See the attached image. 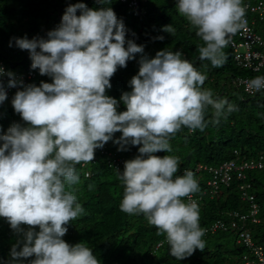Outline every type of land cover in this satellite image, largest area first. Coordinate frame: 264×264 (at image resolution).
<instances>
[{
	"label": "clouds",
	"instance_id": "obj_1",
	"mask_svg": "<svg viewBox=\"0 0 264 264\" xmlns=\"http://www.w3.org/2000/svg\"><path fill=\"white\" fill-rule=\"evenodd\" d=\"M246 1L250 0H177L179 14L203 41L198 48L200 60L217 68L224 65L227 55L223 49L230 37L246 28ZM140 2L138 15L127 7L133 17L146 15V0ZM256 18L264 19L252 16L254 24ZM57 21L59 26L49 31L46 39H15L16 47L29 52L31 71L14 75L0 60V79L5 86L0 85V102H12L27 125L14 123L0 135V218L22 236L11 249L12 259L32 257L30 264H100L86 243L69 245L62 239L68 231L66 225L84 213L70 188L79 183V175L92 176L90 167L98 153L106 155L108 169L119 172L124 184L121 211L143 214L157 234L166 237L169 254L177 260L203 250L202 237L223 231L205 232L220 219L208 226L199 225L201 196L195 194L199 186L194 173H205L196 169L209 165L199 164L194 173L185 170L182 176H176L179 158L155 153L171 152L170 139L182 127L202 131L207 126L208 106L219 117L226 106L231 111L233 105L225 98L214 99L213 92L202 87L206 74L183 59L181 51L167 49L158 51L155 58L141 56L138 74L129 82L131 91L122 93L118 102L105 94L111 88L110 79L135 54H143L144 46L126 41L127 29L110 7L91 9L76 3L58 15ZM164 31L175 33L171 25ZM33 69L52 82L19 90L26 80L34 79ZM255 76L244 82L253 93L264 89V75ZM118 103L126 110L118 112ZM117 132L122 134L113 141L120 146L118 150H127L129 144L139 146L134 159L126 161L125 157L106 153V143ZM245 183L250 185V193L251 184L246 179ZM247 206L246 213L233 212L247 214ZM258 216L262 218L260 209ZM230 222L231 218L225 225ZM248 223L252 222L248 220L244 228L252 243L262 248L255 244ZM37 228L39 231H35ZM226 231H235L236 244L245 250L241 257L244 264L243 256H251L250 251L239 241L237 230Z\"/></svg>",
	"mask_w": 264,
	"mask_h": 264
},
{
	"label": "trees",
	"instance_id": "obj_2",
	"mask_svg": "<svg viewBox=\"0 0 264 264\" xmlns=\"http://www.w3.org/2000/svg\"><path fill=\"white\" fill-rule=\"evenodd\" d=\"M76 3H84L91 9L110 7L127 29L126 41L132 40L138 46H144L143 54H135L126 67L118 68L111 77V88L105 93L107 96L119 102L122 93L131 91L129 82L138 74L141 56L155 58L158 51L167 49L181 51L183 59L191 61L198 71L206 74L202 87L210 89L214 99L225 98L233 105V110L228 111L226 106L219 117L208 106L205 111L207 126L202 131L182 127L170 139L171 152L155 153L161 157L174 155L179 158L176 176H182L185 170L194 173V168L199 164L218 166L229 160L252 159L259 153L264 155V92L249 96L234 83L236 78L254 77L255 74L236 66L229 44L223 49L227 60L222 67H213L209 61L200 60L198 48L203 46V41L179 14L177 0H146V15L142 18L133 17L132 12L116 0H102L99 3L89 0H0V60L7 70L14 75L26 74L30 70V54L16 47L15 39H46L47 33L59 26L58 15H63L68 6ZM168 25L175 29L174 34L164 31ZM253 29L264 36V19L256 18ZM32 71L34 79L26 80L19 90L30 84L38 87L41 82H52L49 76H41L38 69ZM240 74H244V77H240ZM262 74L264 70L259 75ZM0 85L5 88L1 79ZM6 101L0 102V135H4L14 123L27 126L13 108L4 107ZM118 105V112L126 110L122 103ZM121 135L119 132L113 134V139L106 143V153L125 157L126 161L134 159L139 154V146L129 144L127 150H118L120 146L113 143ZM96 155L90 167L92 176L83 178L79 175V183L70 188L84 213L66 225L68 231L62 237L66 243H86L100 264H243L241 257L245 250L236 244L235 231H218L202 237L205 244L203 250L197 249L183 260L172 257L166 237L158 235L157 229L147 222L143 214L129 215L120 210L124 184L119 172L108 169L106 155ZM75 167L78 173V166ZM194 176L199 186L195 194L201 196L198 200L200 226H208L218 219L226 223L230 220L227 213L248 211V204L240 199L239 182L235 179L228 187L221 186L220 193L211 197L206 187L210 175L205 172L194 173ZM246 181L251 184L250 193L262 216L264 171L247 173ZM246 226L255 244L264 249V220ZM21 228L28 230L25 225H21ZM20 239L22 236L4 218H0V264H30L32 257L13 260L10 255L12 247ZM159 242L162 244L158 247Z\"/></svg>",
	"mask_w": 264,
	"mask_h": 264
},
{
	"label": "built area",
	"instance_id": "obj_3",
	"mask_svg": "<svg viewBox=\"0 0 264 264\" xmlns=\"http://www.w3.org/2000/svg\"><path fill=\"white\" fill-rule=\"evenodd\" d=\"M120 1L125 3L135 15L140 13L141 0ZM243 4L246 7L245 19L247 25L246 28L239 30L230 37L229 46L233 53V60L239 68L246 69L255 74H260L264 70V36L254 32V20H251L250 16H257L262 19L264 17V3L261 0H250L243 2ZM252 78H236L234 83L249 96L264 92V89L254 93L247 90L246 83L244 82ZM252 170H264L263 154H259L256 159H244L239 163L232 160L216 167L199 165L196 169V171H205L210 175L207 186L211 194H217L221 186L227 187L233 179L241 182L239 185L241 200L249 205V212L247 214L240 215L236 212L228 214L231 218L229 226L225 225L222 221H217L210 229L205 230V232H213L216 230L226 231L227 229L237 230L239 241L248 248L251 254V256H243L244 264H264V252L262 248L254 246L249 232L244 228V224L248 220L252 223H259L261 220H264V215L262 218L258 216L259 206L254 196L248 192L250 185L245 183L246 172ZM239 223L241 225H239Z\"/></svg>",
	"mask_w": 264,
	"mask_h": 264
},
{
	"label": "rangeland",
	"instance_id": "obj_4",
	"mask_svg": "<svg viewBox=\"0 0 264 264\" xmlns=\"http://www.w3.org/2000/svg\"><path fill=\"white\" fill-rule=\"evenodd\" d=\"M241 76L240 77H244V74H240ZM246 76V75H245ZM4 107L6 108V109H12L13 107H12V103L11 102H5V104H4Z\"/></svg>",
	"mask_w": 264,
	"mask_h": 264
}]
</instances>
